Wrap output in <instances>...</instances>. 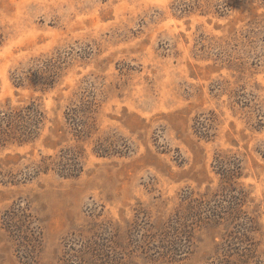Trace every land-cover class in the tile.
<instances>
[{
    "label": "rangeland",
    "instance_id": "1",
    "mask_svg": "<svg viewBox=\"0 0 264 264\" xmlns=\"http://www.w3.org/2000/svg\"><path fill=\"white\" fill-rule=\"evenodd\" d=\"M0 31V109L44 112L36 139L0 146V264H264V0H0ZM46 67V91L14 83ZM72 146L77 176L34 171ZM219 156L240 165L249 259L191 208ZM172 225L190 250L162 256Z\"/></svg>",
    "mask_w": 264,
    "mask_h": 264
},
{
    "label": "trees",
    "instance_id": "2",
    "mask_svg": "<svg viewBox=\"0 0 264 264\" xmlns=\"http://www.w3.org/2000/svg\"><path fill=\"white\" fill-rule=\"evenodd\" d=\"M3 34L0 31V46L3 44ZM45 64L52 63V60L43 61ZM56 65H54L55 68ZM32 77L17 75L14 83L17 86H24V78H29L37 83L39 89L41 91H46V89L53 83V76L57 74V70H50L49 67L45 68V70H35L33 71ZM81 106L79 109L75 111H80L84 108V111H81L80 116L76 117L70 116V121L72 125H74V135L79 140V137L83 135H87L90 125L87 126L85 124L86 120L83 118L85 107H90L93 102L89 99L81 98ZM44 121V112L41 110L40 104L37 103L36 100L29 101L28 104L23 106L21 109H0V146H3L7 143H17L22 144L29 141H32L37 138L39 135V131ZM69 123V124H71ZM88 131V132H87ZM82 152L81 147L72 146L65 149H62L58 155L55 157L51 156H43L38 163L34 165V171H43L46 172L48 169L52 168L63 177H74L79 174L82 170ZM233 160H229L225 157L219 156L216 161V172L220 175V183L215 192L210 193L209 191L206 193L208 198L205 199H193L192 209L199 210V207L202 208V202H207V215L206 223L213 228H218L220 226L225 227L226 232L223 233L222 238L224 236L230 237V239H225L227 244L219 243V250L227 252L224 249V246H227L228 243H231L233 240L243 241L244 246L240 248H234L236 252H241V256H245L246 259H249L248 252L251 250L252 242H251V233L253 230L250 226H243L242 218L246 216V212L243 211V205L245 201V191L241 188L237 182L236 178L241 174L240 173V165L235 157ZM20 212L24 217H29V214H26L23 208H16V211ZM187 213L183 210L181 211L178 218L181 221H174L175 224L182 225L184 228L185 224L183 221L185 220ZM10 219V217H9ZM246 221V219H245ZM249 222L251 220L248 219ZM247 222V221H246ZM229 227H234L235 229L230 230ZM170 230L173 231L174 239H170L172 235L166 236L167 233L161 234L160 239L158 241L161 242L162 246L159 247L160 254L162 256L171 255H181L183 252H187L191 246V239L188 238H179L178 237V229L174 228V225L171 226ZM177 233V234H176ZM235 238V239H234ZM246 241V242H245ZM186 250V251H185ZM229 253H224V255ZM239 254V255H240ZM230 255V254H229Z\"/></svg>",
    "mask_w": 264,
    "mask_h": 264
}]
</instances>
